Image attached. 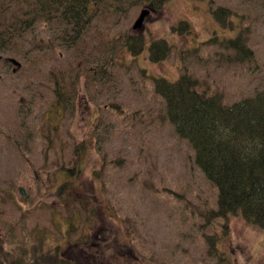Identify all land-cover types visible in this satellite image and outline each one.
I'll return each mask as SVG.
<instances>
[{
    "label": "rangeland",
    "instance_id": "rangeland-1",
    "mask_svg": "<svg viewBox=\"0 0 264 264\" xmlns=\"http://www.w3.org/2000/svg\"><path fill=\"white\" fill-rule=\"evenodd\" d=\"M215 1L239 13L232 29L220 26L209 14L206 0H168L159 12L145 5L118 24L96 18L101 34L90 29L84 37L87 45L128 33L142 34L144 49L136 57L120 49L110 74L101 77L94 71L98 79L88 87L81 76L77 98L62 117V109L48 112L54 100L41 83H48V70L56 64L67 68V60L80 49L58 45L52 51L58 61L39 51L37 61L42 56L44 61L36 69L15 57L22 62L15 71L5 60L9 56L0 54V130L12 138L0 134V235L12 256L26 251L24 264H31L28 251L37 241H42L45 253L80 255L84 252L77 246L84 241L102 257L91 258L92 264H264V227L228 216L229 231L223 234L219 223L224 219L215 226L204 219L214 206L216 186L194 164L189 143L177 137L163 99L153 90V78L174 81L184 71L202 88L220 92L226 104L263 88L264 0ZM144 7L150 12L142 27L133 30L131 25ZM180 20L189 21V33L171 30ZM32 26L36 39L55 41L57 22ZM240 26H249L245 34L254 50L252 60L234 59L232 46L226 45ZM160 38L171 51L165 60L152 62L148 47ZM87 48L93 53L94 47ZM47 123L58 127V135L51 131L50 146L40 129L47 131ZM81 140L86 149L79 176L59 172V163H71L74 141ZM63 181L70 184L66 194L57 197L55 190ZM124 218L134 221L133 240L125 233ZM203 233L217 234L215 256L207 253Z\"/></svg>",
    "mask_w": 264,
    "mask_h": 264
},
{
    "label": "trees",
    "instance_id": "trees-1",
    "mask_svg": "<svg viewBox=\"0 0 264 264\" xmlns=\"http://www.w3.org/2000/svg\"><path fill=\"white\" fill-rule=\"evenodd\" d=\"M167 1L0 0V54L9 56L5 60L15 71L22 64L15 57H19L21 61L27 60L36 69V65L44 61L43 56L38 58L39 62L37 61L35 53L39 51L41 53L47 51L58 61V56L52 53L58 45L64 48L69 46L66 50L75 47L80 49V52L67 60L69 64L68 67L66 65L67 68L56 64L54 68L48 70L45 78L48 83H41L49 90L54 100L53 109L48 112L57 113L62 109V117L65 116L68 105H73L77 98L81 76L86 78L84 82L88 87L94 78L98 79L94 71L100 73L101 77L110 74L109 66L117 64L120 49H125L132 57H136L144 49V36L128 33L118 34L112 41L100 40L97 45L95 43L87 45L85 38L89 35L90 29L101 34L94 24L95 19H113L112 23L118 24L121 18H126L135 8L148 5L152 11L159 12ZM206 1L209 14L219 25L232 29L233 20L239 13L215 0ZM239 17L238 20L242 16ZM52 21L57 22L55 41L36 39L32 34V25ZM240 27L235 38L228 40L226 45L232 46L234 59L252 60L255 58L254 50L248 45V37L245 34L249 26ZM171 30L178 34L189 33L190 23L187 20H180ZM26 46L27 49H24ZM88 46L94 47L93 53L89 51ZM170 51L171 45L165 39L151 40L148 58L152 62L163 61L168 58ZM31 52L32 57L29 55ZM90 55L93 62L90 61ZM152 83L154 92L163 99L168 123L173 127L177 137L189 143L193 162L204 178L216 186L214 206L206 210L204 219L214 226L220 222L218 219H224L219 223L224 228L223 234L229 231L228 216H241L252 224L264 227V86L255 90L251 96L226 104L220 92L213 88H202L201 82L186 71L174 81L155 77ZM47 126V131L40 128L41 136L47 139L50 146L51 131L54 136L55 133L58 135V127L56 124L50 126L49 123ZM67 132L72 136L69 130ZM0 134H3L2 130ZM3 135L12 139L8 133ZM27 135L28 133L25 136ZM13 143L23 154L24 148L20 141L15 139ZM85 149L83 140L79 143L74 141L71 163L68 166L59 163V172L78 177L82 170ZM115 162L120 163L121 159ZM99 174V171H94L95 176H100ZM69 184L68 181L60 182L54 195L64 196L65 188ZM19 193L21 197L25 196L20 191ZM122 222L127 237L135 239L134 235L137 232L134 221L124 218ZM202 227L205 228V225ZM72 229L74 225L71 223L69 230L71 237ZM203 237L207 253L215 256L217 234L203 233ZM4 242L0 235V264H24L25 258L22 255H25L26 251L12 256V251L5 247ZM28 253L32 259L31 264H78L58 253L54 255L45 253L42 241L33 243ZM221 255L219 260L223 259Z\"/></svg>",
    "mask_w": 264,
    "mask_h": 264
},
{
    "label": "flooded vegetation",
    "instance_id": "flooded-vegetation-1",
    "mask_svg": "<svg viewBox=\"0 0 264 264\" xmlns=\"http://www.w3.org/2000/svg\"><path fill=\"white\" fill-rule=\"evenodd\" d=\"M69 241L70 240H68V242ZM69 243L71 244L72 242L70 241ZM80 245L82 247L81 246H79V247L77 246V249H80L81 252H82V249H83V252L84 253L83 254L81 253L80 255H77V254H74L73 251H72V254H70L69 256H65L69 261H71V262H78V264H92L93 262L91 261V258L92 259L93 258L95 259L96 257L102 258L101 255L97 254L96 247H94L93 244H91V245L88 244L86 246L85 243H81ZM94 251H96V252H94ZM91 252H93L94 254L91 253ZM90 255H91V257H90ZM84 256H87V257H85V258H87V261H84L85 260L84 259Z\"/></svg>",
    "mask_w": 264,
    "mask_h": 264
},
{
    "label": "water",
    "instance_id": "water-1",
    "mask_svg": "<svg viewBox=\"0 0 264 264\" xmlns=\"http://www.w3.org/2000/svg\"><path fill=\"white\" fill-rule=\"evenodd\" d=\"M149 12H150L149 8H146V7L142 8V9L139 11V13H138L137 18H136V19L134 20V22L132 23L131 28H132L133 30H138V29H140V28L142 27V25H143V20H144L145 16L148 15ZM20 192H21V193H24V190H23V189H20Z\"/></svg>",
    "mask_w": 264,
    "mask_h": 264
}]
</instances>
